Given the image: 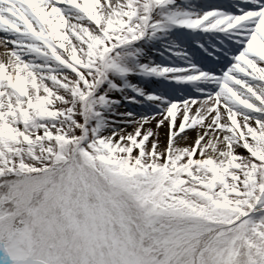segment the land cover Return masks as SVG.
<instances>
[{"label": "snow or ice", "instance_id": "1", "mask_svg": "<svg viewBox=\"0 0 264 264\" xmlns=\"http://www.w3.org/2000/svg\"><path fill=\"white\" fill-rule=\"evenodd\" d=\"M0 264H264V0H0Z\"/></svg>", "mask_w": 264, "mask_h": 264}]
</instances>
